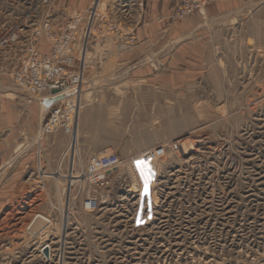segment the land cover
<instances>
[{
	"label": "rangeland",
	"instance_id": "obj_1",
	"mask_svg": "<svg viewBox=\"0 0 264 264\" xmlns=\"http://www.w3.org/2000/svg\"><path fill=\"white\" fill-rule=\"evenodd\" d=\"M99 1L69 135L41 134L48 113L13 74L51 50L40 26L81 16L82 36L97 0H0V264H264V0L213 18L211 0L146 44L142 0ZM160 147L146 194L136 162Z\"/></svg>",
	"mask_w": 264,
	"mask_h": 264
},
{
	"label": "built area",
	"instance_id": "obj_2",
	"mask_svg": "<svg viewBox=\"0 0 264 264\" xmlns=\"http://www.w3.org/2000/svg\"><path fill=\"white\" fill-rule=\"evenodd\" d=\"M211 0H180L173 18L184 21L196 14H201ZM123 11H126L125 5ZM99 8L93 5L86 28L79 36L82 20L81 16L72 19L66 26L64 33L57 34L51 22H45L37 34H43L51 50L47 54L39 53L35 47L29 48L13 74L15 86L24 90L29 96V103L36 102L40 107L45 106L46 99L53 100L59 93H67L72 87H78L85 77V59L89 49L95 21ZM17 40L16 36H9L2 40L1 46L9 45ZM71 88V89H70ZM57 93H53V92ZM47 95V96H45ZM69 94L68 99L54 102L48 112L47 120L42 124L44 134L62 131L72 135L75 130L79 102H75ZM46 108V106H45ZM163 150L147 152L146 162L159 160ZM121 158L117 154L100 155L93 158L90 171L84 175L90 188L101 189L108 179L121 166ZM99 199L92 193L86 200V208L92 210L99 203Z\"/></svg>",
	"mask_w": 264,
	"mask_h": 264
},
{
	"label": "crops",
	"instance_id": "obj_3",
	"mask_svg": "<svg viewBox=\"0 0 264 264\" xmlns=\"http://www.w3.org/2000/svg\"><path fill=\"white\" fill-rule=\"evenodd\" d=\"M142 1H143L142 12L145 17V22L144 25L138 29L137 38L138 40L146 44L148 43L147 40L150 41L152 40V37L154 38L155 36L159 37L161 33H165L168 30V28H170L169 27L170 19L168 20L167 18L174 15L179 0H142ZM238 5H239V0H215L210 6L207 7L206 17L213 18L217 14L223 13L224 11H227L232 7ZM131 8L129 9L130 13H132L133 11ZM194 17L196 16H191L190 18H194ZM194 19H195L194 21H196V18Z\"/></svg>",
	"mask_w": 264,
	"mask_h": 264
},
{
	"label": "bare ground",
	"instance_id": "obj_4",
	"mask_svg": "<svg viewBox=\"0 0 264 264\" xmlns=\"http://www.w3.org/2000/svg\"><path fill=\"white\" fill-rule=\"evenodd\" d=\"M97 3V4H96ZM94 2V5H95V9H97V6L99 5V3H100V1L99 0H97V2ZM99 8V7H98ZM73 88V96L71 97L72 99H74V101L75 102H79V104H80V99H81V97H82V95H83V82H81V84L77 87H72ZM71 89V88H70ZM71 90H69V91H67V93H59L58 94V96L57 97H53L52 99L53 100H55V102H57V101H64V100H66V99H68V97H69V94H71ZM45 96H47V95H45ZM76 97V98H75ZM49 101L50 99H46V101ZM52 107V106H51ZM43 108H45V106L43 107ZM51 109L50 108H48V107H46L45 108V111H46V114L50 111ZM80 112H81V110L80 111H78V113H77V120H76V124H77V122L79 121L78 119H79V115H80ZM42 130V129H41ZM41 134H44V132H43V130L41 131ZM163 150V155H162V157H164L165 156V148L164 147H160V148H157V149H155V150H150L151 152H158L159 150ZM149 152V151H148ZM146 154H147V152H144V155H143V159L144 158H146L145 156H146ZM72 166H73V164H72ZM73 170V169H72ZM72 181H77V179H76V177L74 176V173L72 172ZM67 186V185H66ZM46 249H48V248H46Z\"/></svg>",
	"mask_w": 264,
	"mask_h": 264
},
{
	"label": "snow or ice",
	"instance_id": "obj_5",
	"mask_svg": "<svg viewBox=\"0 0 264 264\" xmlns=\"http://www.w3.org/2000/svg\"><path fill=\"white\" fill-rule=\"evenodd\" d=\"M137 167L141 171V175H145V171H147V176H145V193L147 194V185H148V177L152 175L151 169L147 166V162L145 161H137Z\"/></svg>",
	"mask_w": 264,
	"mask_h": 264
},
{
	"label": "water",
	"instance_id": "obj_6",
	"mask_svg": "<svg viewBox=\"0 0 264 264\" xmlns=\"http://www.w3.org/2000/svg\"><path fill=\"white\" fill-rule=\"evenodd\" d=\"M54 94L55 93H57L56 91L55 92H53ZM55 102V100H47L46 102H45V106L46 107H48V108H50L52 105H53V103Z\"/></svg>",
	"mask_w": 264,
	"mask_h": 264
}]
</instances>
